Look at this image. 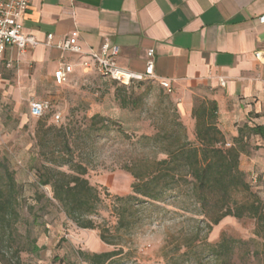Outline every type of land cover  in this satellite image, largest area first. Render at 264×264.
Listing matches in <instances>:
<instances>
[{
	"label": "rangeland",
	"instance_id": "374dc122",
	"mask_svg": "<svg viewBox=\"0 0 264 264\" xmlns=\"http://www.w3.org/2000/svg\"><path fill=\"white\" fill-rule=\"evenodd\" d=\"M20 90L23 96L19 100L13 99L9 88L0 94V157L7 161L22 187L17 223L22 261L25 264H86L77 257L78 250L92 254L122 249L113 258V264H164L160 249L166 235L185 227V219L190 214L176 203L159 204L158 209L144 204L142 220L132 235H123L118 247L103 244L97 230H81L66 220L53 201L47 202L51 196L48 187L38 186L33 166L39 162L32 158L38 151L36 124L42 119L46 125L57 128L73 127L68 136L74 148V160L87 166L85 177L101 198L92 220L113 232L116 219L111 212L112 200L115 196L130 194L133 181L121 167L136 157L151 156L148 149L136 144L137 138L152 136L158 126H164L161 112L168 110L169 114L177 113L189 141L194 142V120L191 112L184 115L182 104L191 102L193 108L202 101H211L209 94L195 91L190 101L185 90L164 89L153 80L124 87L94 69L75 71L62 86L43 80L30 85V93L22 86ZM122 98L129 101L125 107L120 102ZM33 101L47 103L48 109L41 115H32L30 103ZM56 114L60 116L58 121L54 120ZM94 115L106 122L99 121L95 129L88 130ZM245 118L239 122L240 127H264V110L258 114L250 112ZM102 124L106 128H100ZM244 141L247 146L239 166L252 192L264 202V137L249 134ZM39 195L41 199L36 198ZM254 228L252 219L227 217L213 227L208 241L215 243L222 236L246 241L255 238ZM92 239H98L102 248H89ZM39 240L45 245L31 253V242L39 243ZM241 255L242 250H237L234 255L237 264H242ZM247 264H258V261L249 258Z\"/></svg>",
	"mask_w": 264,
	"mask_h": 264
},
{
	"label": "trees",
	"instance_id": "16d2710c",
	"mask_svg": "<svg viewBox=\"0 0 264 264\" xmlns=\"http://www.w3.org/2000/svg\"><path fill=\"white\" fill-rule=\"evenodd\" d=\"M120 102L124 107L129 104L123 98ZM161 116L164 126H158L152 136L141 135L136 140L151 156L136 157L121 167L133 181L130 194L112 200L111 212L116 219L113 232L92 220L101 198L85 177L87 166L74 160L68 136L73 127L57 128L39 119L35 129L38 151L32 157L39 163L33 169L38 186L49 189L47 202L53 201L78 229L97 230L99 240L112 247L121 245L123 235H132L142 220L144 204L158 209L159 204L176 203L190 217L185 219V227L166 235L160 249L164 264H237L234 255L239 249L242 264H247L249 258L264 264V202L252 192L239 166L247 135L264 137V127H239L235 137L227 138L218 128L216 102L202 101L191 110L195 139L191 142L175 111L169 114L163 110ZM99 121L106 122L98 115L92 116L88 130L95 129ZM21 197L22 187L7 161L0 157V264H25L17 231ZM227 217L254 220L255 238L244 241L222 236L215 243L209 242L213 227ZM41 249L31 242V253ZM121 252L117 249L88 254L78 250L77 257L86 264H113V258Z\"/></svg>",
	"mask_w": 264,
	"mask_h": 264
},
{
	"label": "crops",
	"instance_id": "0c3cea01",
	"mask_svg": "<svg viewBox=\"0 0 264 264\" xmlns=\"http://www.w3.org/2000/svg\"><path fill=\"white\" fill-rule=\"evenodd\" d=\"M262 15L264 0H29L22 27L38 45L23 52L5 49L12 64L3 69L0 94L9 88L19 100L21 86L30 93V85L53 82L65 64L73 67L69 77L85 70V55L104 43L108 54L117 48L115 65L135 74L144 72L152 51L156 79L188 97L207 92L217 104L218 128L232 138L248 113L264 110V61L255 58L256 52L264 55ZM62 39H75L82 54L58 49ZM191 108V102L182 104L185 116ZM101 246L98 239L88 245Z\"/></svg>",
	"mask_w": 264,
	"mask_h": 264
},
{
	"label": "built area",
	"instance_id": "2783aa9c",
	"mask_svg": "<svg viewBox=\"0 0 264 264\" xmlns=\"http://www.w3.org/2000/svg\"><path fill=\"white\" fill-rule=\"evenodd\" d=\"M29 0H0V80L3 78V69L10 68L12 62L10 59H5V49L16 48L19 52L33 49L38 45V41L31 35H26L23 32L22 21L24 19ZM260 24H264V15L258 18ZM52 40V35L47 36V44ZM56 47L64 52L73 54H82L80 47L76 44L75 39H62L57 42ZM109 46L107 43L101 45L98 52H91L85 55L88 61L82 62L80 67L85 70L95 69L101 74L109 77L114 82L129 87L134 82L142 80H153L162 88L170 89V82L166 80H157L154 75V63L152 60V51L148 53V61L145 64L142 74H135L118 68L113 57L117 55L116 47L112 48L108 54ZM257 60L264 61V55L261 52L255 53ZM73 72L71 65H62L53 73V83L56 86L64 85L69 75ZM219 85H224V80L219 79ZM48 109L45 102H31L30 111L34 116L41 115ZM60 116L56 114L54 120L58 121ZM229 146V144H226Z\"/></svg>",
	"mask_w": 264,
	"mask_h": 264
}]
</instances>
